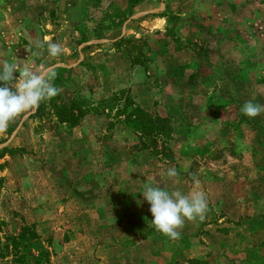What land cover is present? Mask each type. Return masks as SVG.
Here are the masks:
<instances>
[{
    "label": "rangeland",
    "instance_id": "1",
    "mask_svg": "<svg viewBox=\"0 0 264 264\" xmlns=\"http://www.w3.org/2000/svg\"><path fill=\"white\" fill-rule=\"evenodd\" d=\"M0 61L74 67L57 88L89 110L72 128L30 110L0 133V264H264V113L240 111L264 104V0H0ZM125 94L173 123L169 156L131 146ZM192 174L208 211L173 240L141 192L188 194ZM23 224L39 249L23 236L16 262Z\"/></svg>",
    "mask_w": 264,
    "mask_h": 264
},
{
    "label": "clouds",
    "instance_id": "2",
    "mask_svg": "<svg viewBox=\"0 0 264 264\" xmlns=\"http://www.w3.org/2000/svg\"><path fill=\"white\" fill-rule=\"evenodd\" d=\"M42 46V45H40ZM50 56L57 57L62 51L60 43L47 41ZM19 76H14V73ZM56 72L51 67L34 70L31 64L23 66L15 62L0 61V133L7 130L9 124L21 114L37 109L42 101L49 100L59 93L54 85ZM240 111L248 117L264 113V104L245 101ZM167 176H177L175 168L167 170ZM195 190L184 194L179 190L169 191L159 183L145 184L142 195L149 205L154 228L169 237L179 239L185 221L203 220L208 211V199L199 190V180L192 174Z\"/></svg>",
    "mask_w": 264,
    "mask_h": 264
},
{
    "label": "trees",
    "instance_id": "3",
    "mask_svg": "<svg viewBox=\"0 0 264 264\" xmlns=\"http://www.w3.org/2000/svg\"><path fill=\"white\" fill-rule=\"evenodd\" d=\"M119 41L128 42L137 49L140 47L136 44V41L131 39L119 38L118 42ZM129 62L132 64H141V59L139 60L138 56L134 55L131 56ZM73 74H75L74 67H59L56 72L54 85L57 87V83L60 82L59 80L63 77V75H65V77H71ZM105 107H107V104ZM93 109L96 110V108ZM88 111L89 110L82 106L73 96L65 98V96L59 92L55 97L42 101L39 107L34 109L33 112L29 114V117H36L38 119L45 117L49 121L51 118H54L53 123L55 126L64 124L68 128H72L74 126H82V123L84 122L83 120L86 118ZM119 114L122 115V119L119 121L121 124H124V126L127 125L130 128L132 127L134 131H138V140L136 143L131 145L135 151H142L150 148L154 150V155L159 154L162 157L170 155L168 149L164 146L165 140L172 136L173 123L168 117L159 116L155 113L146 111L139 105L135 104L128 94L122 96L121 103L119 104V108L116 109L114 117L119 116ZM113 123H115V121L107 122L109 125H112ZM159 140H161V143ZM158 142L160 145L157 144ZM8 236H11L10 244L13 248L14 253L12 254L14 255L16 262L21 261L22 258L18 251V243L22 240L25 241L23 236L26 237L29 244H32L31 248L36 247L37 250L39 249V246H34L36 243H30V240H33L34 236H37L36 232L30 225L23 224L19 227L16 234H9ZM25 248H27V245ZM40 253L42 252H38L37 258H39V256H43V254ZM24 264H26L25 261Z\"/></svg>",
    "mask_w": 264,
    "mask_h": 264
}]
</instances>
